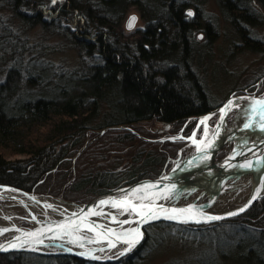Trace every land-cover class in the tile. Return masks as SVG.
Here are the masks:
<instances>
[{
  "label": "trees",
  "instance_id": "obj_1",
  "mask_svg": "<svg viewBox=\"0 0 264 264\" xmlns=\"http://www.w3.org/2000/svg\"><path fill=\"white\" fill-rule=\"evenodd\" d=\"M218 1L234 29L247 40L241 22L256 24L249 9L251 0ZM259 1L264 6V0ZM87 2L0 0V11L9 12L10 20L19 21L24 28L61 30L71 45L88 58L82 62L83 71L69 75L55 91L36 93L32 89L45 83L42 70L35 66L41 58L23 44L19 52L14 51L15 47L6 51L10 42L3 46L4 38L0 36V52L4 54L0 62L1 185L58 194L57 188L48 190L54 183L47 186L46 182L61 175L57 172L63 163L82 148L86 136L95 138V131L114 126L136 127L151 121L183 125L212 109L208 89L193 65L196 48L192 35L200 27L198 17L186 14L193 0H163L161 14L141 0H128L123 5L121 0H94L93 5ZM121 5L123 8L117 13ZM130 5L144 10L147 25L132 44L119 43L114 39L116 26ZM204 25L209 30V24ZM14 38L19 43V36ZM249 44L254 51L261 48L260 44ZM105 133H109L106 140L84 150L95 166L75 178L73 190L67 187L70 193L74 191L68 198L87 202L139 180L156 178L163 174L167 158L173 154L164 155L157 147L161 145L167 152L181 146L160 142L151 149V144L141 142L126 130ZM135 142L137 148L132 146ZM262 209L264 202L229 224L251 234H262L263 230L245 225L257 219ZM160 224L168 225H153ZM142 246L133 256L109 263L23 252L0 254V264H134ZM257 264H264V259Z\"/></svg>",
  "mask_w": 264,
  "mask_h": 264
},
{
  "label": "rangeland",
  "instance_id": "obj_2",
  "mask_svg": "<svg viewBox=\"0 0 264 264\" xmlns=\"http://www.w3.org/2000/svg\"><path fill=\"white\" fill-rule=\"evenodd\" d=\"M82 1H88L87 3L92 5L94 3V0ZM126 1L128 0H121L122 5ZM141 1L144 5H147V3L153 5L152 9L157 10L161 14L160 6L163 0ZM122 5L117 9V13L123 8ZM249 6L253 14L252 18L257 22L253 28L250 27L251 35L264 41V6L259 0H251ZM188 9L194 11L195 15L193 18L198 17V24H200V27L192 35V43L196 48L193 65L208 89L212 109L206 114L207 116L211 115V117L205 123H201L203 119L200 116L195 119H189L183 125L176 126L151 121L136 125V127H133L134 130L128 126H114L97 130L94 134L95 138H92V135L86 136L82 148L63 163L60 167L61 169L57 172L61 173V175H54L51 180L46 182L47 186L54 183L55 186H51L48 190L57 188L58 194L32 191L41 196H50L78 205L90 202L91 200L79 202L78 199L72 200L68 198V194L72 195L74 191L70 193L67 187L71 189L72 182L76 177L95 166V164L93 165L89 161L87 155L83 154L84 150L88 146L95 147V145L101 144L109 134L105 132L114 130H126L132 134L135 133L141 142L151 144V149L156 148L155 144L160 142L180 144V147L176 146L175 149H167V152L164 151L161 145L157 147L164 155L173 153L171 157L167 158L168 160L162 175L167 174L183 159L197 152L201 143L205 142L207 136L217 128L221 118L219 109L230 99L247 97L263 98L264 50L253 51L246 47L242 38L237 35L231 19L223 11L218 0H193V2L189 3ZM7 13L9 12L0 11V36L4 38L1 42L3 46H5V43L10 42V45H7V47L9 46L8 48L4 47L5 50L8 51L11 50L9 48L14 49L15 47L14 51L19 52L21 49L20 44H23L26 50L30 49L32 54L41 58L36 61L35 66L42 70L45 83H41L40 86L32 89V91L50 94L59 85L65 84L69 75L73 73L79 74L83 71L84 65H82V62L88 60L87 56L85 53L80 54L71 45L69 39L61 33V30H44L40 26L33 29L24 28L19 21L16 22L13 18L10 20L11 15ZM144 13V10L140 6L130 5L117 23L114 39L119 43L128 42L129 44L138 40L142 30L147 25V15ZM132 14L138 16V21L135 27L129 30L126 28V23ZM204 24H209V30H205ZM242 24L244 26L247 25L243 22ZM6 26L7 28H5ZM64 26L62 25V28ZM207 31L210 32V35H208ZM14 35L19 36V43L14 42ZM22 51L17 56L22 54ZM3 58L4 54L0 52V62H3ZM32 63L31 61L30 64ZM48 65L54 70L50 69ZM239 114V110L229 113L226 119L228 127L232 128L235 126ZM249 118L250 114H246L244 122H247ZM128 129H132V131ZM136 143L138 142H135L132 146L137 148ZM236 143L235 140H232L222 145L216 154V159L223 158L236 146ZM128 146L130 147L131 143ZM167 146L170 145L167 144ZM99 164L102 163L96 165L99 166ZM61 177L64 179L59 180ZM54 180L58 181V183L61 182V184L57 185L58 183H55ZM262 202H264V199L258 200L246 212L254 205H259ZM0 204H10V209L16 215L15 221L18 225L22 227L31 225L29 215L24 208L14 205L10 199H0ZM246 212L213 224L179 225L168 223V225L149 226L146 228L145 240L140 245L144 244L140 249V258L133 263L257 264L260 260L264 259V233L251 234L247 230L236 229V226H232L231 223L229 224V221L241 217ZM245 225L246 227L249 226L250 228L264 231V209H262V213L257 219L250 220ZM183 226L184 228H182ZM135 251L136 249L125 257L129 258L133 256ZM116 255H112V257H116Z\"/></svg>",
  "mask_w": 264,
  "mask_h": 264
},
{
  "label": "water",
  "instance_id": "obj_3",
  "mask_svg": "<svg viewBox=\"0 0 264 264\" xmlns=\"http://www.w3.org/2000/svg\"><path fill=\"white\" fill-rule=\"evenodd\" d=\"M190 11L193 13V10ZM133 16L136 18V20L134 26L131 29L135 27L138 21V16L136 14H132L131 16H129L126 23V28L129 30L131 29L128 27V23L130 18ZM252 98L256 100L259 99L255 97ZM206 116L207 114L202 116V119ZM248 121H250V119ZM247 122L245 125H247ZM244 128L247 129L248 127L244 126ZM248 133L249 135L255 134L253 130H250ZM258 133L263 136L262 139L245 141L246 139L243 138L244 140H242V144L241 140L240 142H237L236 146L219 160L216 159V154L221 149L222 145L225 144V142L221 143L216 149L210 152L212 154V159L205 164H201L196 167L189 166L196 158L203 155L204 152L198 149L195 154H192L191 156L183 159L181 162L175 165L173 169L170 170V172H168L167 174H164L157 178H145L139 180L131 185L123 186L111 192L97 196L90 202L84 204L78 205L65 201L70 208L58 214L52 212L49 215H40V217L31 216L29 211L24 208L29 215V221L31 225L28 227H22L18 225L15 221V214H13L14 225L7 228L2 227L0 225V229H7V232H12L11 237L0 243V254L26 252L45 256H70L78 258L80 260L94 261L98 263H109L117 261L137 249L144 242L146 236V228L150 225L161 222L179 225H206L217 223L241 215L246 212L258 200L264 199V130L261 129ZM237 164L251 165L247 169H243L241 171L242 173L247 174V176L251 175L249 183L252 186V192L250 194V197L243 205H241L237 209L230 210L224 214L214 215L211 214L205 206H202L201 204L197 203L196 200L192 201L193 198H195L196 196V199H198V197H201L204 193H207L208 186L206 185V188L200 190V188L195 185L196 182H200L202 179L206 178H209V180H218L219 183H222L224 180H229L234 175L229 172L230 167L235 166ZM210 172L212 173L210 174ZM207 174L209 175L207 176ZM145 185H154V187L145 188ZM182 186H185L186 189L191 187V192H189V194L187 195V199L191 202H159L152 204L155 206V210L157 212H159L160 207L172 209L188 208L191 206L194 209L199 210L198 214L194 219L189 218L191 214L180 215L178 219H167L165 218V213L160 212L159 218H152L147 221H144L141 219V216L131 211L130 216L124 217L120 213L118 214L119 216H115L112 213L111 215L106 216L105 214L100 213V211L98 210V205L102 200L111 202L123 201L125 200V198H127L130 201H134V199H138V197H149L152 194H157L158 192H162L163 190H175L176 188H180ZM0 188L6 190H13L14 192L22 196H36L44 199L54 198L50 196H41L36 194L34 191L28 192L8 185L0 184ZM136 189H143V191L136 192L135 194H133L134 190ZM0 199H10L13 201L14 205L22 207L20 204L16 203V201L11 198ZM240 209H244V211H240ZM144 211H147V209H144ZM54 213L56 215H54ZM230 213L237 214L229 215ZM213 216L221 217V219H207V217ZM196 219H199L200 222H196ZM124 221H127V223H122ZM89 226H92L94 230H89ZM135 228L139 229L141 236L139 238V242L135 243V245L132 246L129 250V245L127 243H124V240L130 237H125V233ZM75 231H86L99 235L101 240H98L95 243L99 245L98 251L100 252L113 251L118 247H122L123 250L121 252L111 253L110 257L108 258H102L101 256H97L93 251L91 252L92 254L80 252L78 250H70L67 248L59 249L58 251H48L49 247L56 246V241L52 240L56 235L67 234ZM30 233H36V235H29ZM109 242L114 244L115 247H109ZM13 243L16 244V247L10 246ZM101 244H104V246H102ZM115 254H117L116 257H112V255Z\"/></svg>",
  "mask_w": 264,
  "mask_h": 264
},
{
  "label": "bare ground",
  "instance_id": "obj_4",
  "mask_svg": "<svg viewBox=\"0 0 264 264\" xmlns=\"http://www.w3.org/2000/svg\"><path fill=\"white\" fill-rule=\"evenodd\" d=\"M256 101H264V96L263 98L260 97L257 100L254 98L230 99L219 110L222 119L220 118L217 128L211 132L209 136H207L206 141L202 142L199 146V150L204 152L203 155L196 158L189 166L196 167L209 162L212 159V154L210 152L216 149L223 142L226 143L232 140L240 142L241 140L242 144V140L244 139H246L245 141L262 139L263 136H261V134L258 132L262 129L261 126L264 125V105L257 104ZM229 104H231V107H227ZM234 110H239L240 114L238 115L235 126L230 128L227 126L226 119L229 113ZM246 114H250V121L247 122V125H249L247 129L244 128L246 124V122H244ZM210 117L211 115L206 116L203 118V121H206ZM129 130L132 131V129ZM248 130H253L255 134L249 135ZM247 168L248 167H243V165L238 164L231 166L229 172L234 174L233 177L229 180H224L222 183H219L218 180H209V178L202 179L205 182L202 180L200 182H196L195 185L199 187L200 190L206 188L205 186L207 185V193H204L201 197H198V199H196V196L192 201L196 200L197 203L205 206L208 211L214 215L224 214L230 210L239 208L248 200L252 192V186L249 183L251 175L247 176V174L241 172L243 169L245 170ZM211 173L212 172H210V174ZM208 175L209 174H207V176ZM189 192H191V187L186 189L185 186H182L180 188H176L175 190H163L162 192L152 194L145 199H134V201L131 202L136 204H152L159 202H191L187 199ZM0 198H11L15 200L16 203L20 204L23 208L29 211L31 216L37 217H40V215H49L52 212L58 214L70 208L65 201L60 199H44L36 196H22L10 189L6 190L0 188ZM98 210L100 213L105 214L106 216L111 215V213L115 216H119V213L124 217L130 216V211H123L122 208L113 207L111 203L104 205L99 204ZM55 213L54 215H56ZM13 216L14 215L9 204H0V225L2 227L7 228L14 225ZM4 230L5 229H0V243L12 236V232H7ZM52 240L56 241V246L49 247L48 251H58L59 249L64 248L78 250L88 254L93 251L97 256L108 258L110 257L111 253L121 252L123 250L122 247H118L113 251H98L99 245L95 242L101 240L100 236L86 231H75L67 234H58ZM102 246H104V244Z\"/></svg>",
  "mask_w": 264,
  "mask_h": 264
},
{
  "label": "snow or ice",
  "instance_id": "obj_5",
  "mask_svg": "<svg viewBox=\"0 0 264 264\" xmlns=\"http://www.w3.org/2000/svg\"><path fill=\"white\" fill-rule=\"evenodd\" d=\"M53 3L56 2V0H52ZM189 16L192 15L191 12L188 13ZM135 20L136 18L133 16L130 18L129 23H128V27L131 29L134 24H135ZM257 104L260 105H264V101H256ZM227 107H231V104H229ZM223 111V110H222ZM207 119V118H206ZM222 119V117H221ZM201 123H205V121H201ZM249 125H245V127H248ZM262 130H264V125L261 126ZM195 142V141H194ZM210 146V145H208ZM250 164H245L243 165V167H250ZM145 188H150V187H154V185H145ZM143 191V189H136L134 190L135 194L136 192H141ZM146 197H138V199H145ZM111 203L113 207H117V208H122L124 211H131L136 213L137 215L141 216V219L144 221H147L149 219L152 218H159V214L160 212L165 213V218L167 219H178L180 215L183 214H191L189 216V218L194 219L196 217V215L198 214L197 209H194L193 207H188V208H172V209H166L163 207H160L159 212H157L155 210V206L153 204H133L129 199L125 198V200L123 201H101L100 204L104 205V204H108ZM144 209H147V211H144ZM240 211H244V209H240ZM90 214H95V213H90ZM237 213H230L229 215H236ZM115 219V218H113ZM207 219L209 220H216V219H221V217L218 216H213V217H207ZM187 222V221H184ZM196 222H200L199 219H196ZM122 223H127V221H124ZM89 230H94L92 228V226H89ZM4 231H7V229H5ZM111 231V230H109ZM29 235H36V233H30ZM141 236V233L139 231L138 228L135 229H131L129 232L125 233V237H130L124 240V243H127L129 245V250L132 246L135 245V243L139 242V238ZM19 239V238H17ZM42 242V241H41ZM11 247H16V244L13 243L10 245ZM109 247H115L114 244H112L111 242H109ZM123 254V253H121ZM93 258H97V257H93Z\"/></svg>",
  "mask_w": 264,
  "mask_h": 264
},
{
  "label": "flooded vegetation",
  "instance_id": "obj_6",
  "mask_svg": "<svg viewBox=\"0 0 264 264\" xmlns=\"http://www.w3.org/2000/svg\"><path fill=\"white\" fill-rule=\"evenodd\" d=\"M191 9H186V14L188 15V13L189 12H191L190 11ZM192 13V12H191ZM194 15H195V13H194V11H193V13H192V15L190 16L191 18H193L194 17ZM189 16V15H188ZM242 23V22H241ZM244 23V22H243ZM255 23L257 24V22L255 21ZM246 24V23H245ZM255 25V24H254ZM253 25V26H254ZM253 26L251 25H246V26H244V25H242V29H243V31H244V34H246V39L247 40H244L245 38L244 37H242L241 35H239V33L236 31V33H237V35H239L241 38H242V41L244 42V44L246 45V47L247 48H249V49H251L250 48V44H249V42L250 43H252V42H254V43H256V44H260V46H261V48L259 49V50H264V41L263 40H259V39H257V38H254L252 35H251V28H253ZM251 27V28H250ZM249 28H250V31H249ZM249 41V42H248ZM252 50V49H251ZM256 50H258V49H256ZM254 51V50H253ZM129 130V129H128ZM131 131V130H130ZM135 134V133H134Z\"/></svg>",
  "mask_w": 264,
  "mask_h": 264
}]
</instances>
